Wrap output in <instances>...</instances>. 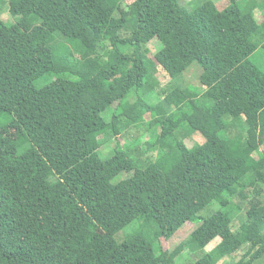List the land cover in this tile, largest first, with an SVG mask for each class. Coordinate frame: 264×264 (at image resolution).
<instances>
[{
  "label": "trees",
  "instance_id": "16d2710c",
  "mask_svg": "<svg viewBox=\"0 0 264 264\" xmlns=\"http://www.w3.org/2000/svg\"><path fill=\"white\" fill-rule=\"evenodd\" d=\"M127 1L0 0V24L6 5L14 19L6 28L51 33L15 60L18 44L0 30V264H174L189 244L200 250L191 264L245 245L233 264L264 255V69L254 61L264 59V15L253 0ZM194 63L201 92L180 82ZM159 68L175 87L149 104ZM145 114L159 129L138 151L155 150L147 166L118 141L110 156L95 153L98 135L122 137ZM194 134L202 141L188 147ZM121 172L132 176L113 183ZM236 196L248 205L239 226L224 211L200 216ZM187 222L197 223L188 239L162 250ZM215 238L214 253L203 252Z\"/></svg>",
  "mask_w": 264,
  "mask_h": 264
},
{
  "label": "rangeland",
  "instance_id": "374dc122",
  "mask_svg": "<svg viewBox=\"0 0 264 264\" xmlns=\"http://www.w3.org/2000/svg\"><path fill=\"white\" fill-rule=\"evenodd\" d=\"M205 0H182V3H188V4H201ZM219 9H223V7H226L228 5V0H212ZM240 3H242L244 6H247V4L250 2L249 0H238ZM264 0H253L250 3H252L254 6H256L257 12L259 11L262 15H264ZM131 2V0L127 1ZM197 3V4H196ZM194 5V6H195ZM7 5L4 6L2 10V20L4 23H13L14 19L7 13ZM261 14L257 13V17L261 18ZM106 20V18H105ZM0 24V30L7 32L18 44L17 49L15 52H13V58L17 60L21 56H23L25 53L28 51L32 50L34 46L40 42H42L44 39H46L51 33L49 30L41 27H37L31 34H21L15 26H12L10 28H6V26L3 24ZM53 36V35H52ZM56 36V40L53 39L55 43L61 42L62 39L58 36ZM147 56L148 59L151 62H156V54L160 50V45L159 42L156 39L151 40L147 44ZM254 61L257 62L259 61L262 69H264V59L260 56H256L254 58ZM159 72L157 73V77L160 80V85L156 88V90L149 94L145 99L147 103L149 104H155L157 103L164 95L163 93L165 91H170L172 90L175 86L173 79L169 78L165 72L162 71L161 68L157 69ZM201 72V68L198 66V64H192V66L182 75L180 78V82L183 83V87H187L188 85L192 88L201 92V87L198 83V76ZM41 82H49V79L42 80ZM135 96L134 93L131 94L127 98V102L130 104V109H128L125 113V117L127 120H134L138 119V117L141 115L138 107V103H135ZM115 106V105H114ZM125 119V121H126ZM150 120V117L148 114H145L144 116V121L142 124L135 126L133 124L128 125V129L125 130L123 133L122 137L116 138L112 131H106L101 133L100 135L97 136L96 138V143H97V150L95 153H97L99 156L102 158H106L111 155V152L116 148L117 141L120 143V146H126L127 149H129L130 155L133 157L136 156L137 160V165L138 166H147L150 162H152L155 159V150L154 149H149L147 153H145L143 156L138 154V151L144 148L145 141H148L149 143H153L156 137L155 131L158 132V128H151L148 129V125L146 124L147 121ZM124 121V119H123ZM184 134V131H181L179 133V137L182 138ZM202 139L198 134H194L191 137H188L184 139V143L188 147H192L193 144L201 142ZM134 153H133V152ZM136 151V153H135ZM260 153L264 154V146L260 148ZM132 176V172H121L117 173L113 177V183H117L120 180L126 179L128 177ZM64 179V177H62ZM260 200H262V197H260ZM232 204L229 205L227 208H221L218 205H212L209 207H206L203 211L200 212V216L202 218H206L209 215H211L215 211H224L227 212L231 218H233V223L234 225L239 226L240 223L237 222L244 213L248 207L247 205V200H242L239 197H234L232 200ZM241 219L243 218L240 217ZM136 224H133L131 226L126 227L124 230H122L114 239L113 243L120 242L123 238L125 233H130L133 231V229L136 228ZM197 223L195 222H187L185 223L174 235L171 239L169 240H162L161 241V247L162 250L171 252L174 248H176L181 242L185 241L188 239L190 233L196 228ZM220 242V238H215L212 240L208 246L204 249L203 252H209V253H214L213 249L215 248L216 244ZM248 246H243L240 248L236 253L233 255H230L227 258L224 259H219L215 254V262L216 264H233L237 260L241 258V256L247 251ZM200 256V250L196 248H192L191 244H189L187 247L184 248L183 252L180 253L175 259L174 264H191L193 261H195L198 257ZM254 264H264V255L260 258L257 259Z\"/></svg>",
  "mask_w": 264,
  "mask_h": 264
}]
</instances>
